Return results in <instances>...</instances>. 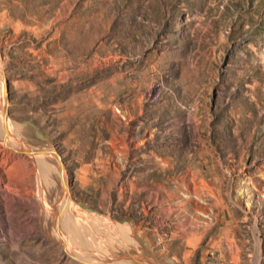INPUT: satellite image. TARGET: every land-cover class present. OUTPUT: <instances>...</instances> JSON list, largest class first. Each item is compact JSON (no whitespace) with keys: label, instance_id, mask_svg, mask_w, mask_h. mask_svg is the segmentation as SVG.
Wrapping results in <instances>:
<instances>
[{"label":"rangeland","instance_id":"obj_1","mask_svg":"<svg viewBox=\"0 0 264 264\" xmlns=\"http://www.w3.org/2000/svg\"><path fill=\"white\" fill-rule=\"evenodd\" d=\"M0 70V264H264V0H0Z\"/></svg>","mask_w":264,"mask_h":264},{"label":"bare ground","instance_id":"obj_2","mask_svg":"<svg viewBox=\"0 0 264 264\" xmlns=\"http://www.w3.org/2000/svg\"><path fill=\"white\" fill-rule=\"evenodd\" d=\"M3 83H4V76L2 75V72H1V70H0V85H1V88H2V90H1V96H2V100H3V110H2V115H1V119H2V121H0V135H2V134H4L5 133V135L7 136V140H9V136H8V132H7V126L9 125L8 124V121L9 120H7V118H6V114L4 113V109H5V101H6V99H5V94H4V92H3ZM10 123V122H9ZM10 125H12V124H10ZM11 129V128H10ZM9 129V130H10ZM10 135V134H9ZM14 139V138H13ZM16 141V140H15ZM16 143V142H15ZM28 151V150H27ZM42 151H45V152H47L48 150H42ZM28 152H31V151H28ZM54 160H56V159H54ZM54 162V161H53ZM56 162V161H55ZM57 163H58V161H57ZM60 164V163H59ZM57 166V165H56ZM60 166V165H59ZM56 169H59L58 168V166H57V168ZM62 170V169H61ZM58 172V171H57ZM62 172H63V170H62ZM60 175L62 176V173H60ZM60 176V177H61ZM63 178V177H62ZM64 179V178H63ZM62 179V180H63ZM63 183V182H62ZM61 183V184H62ZM65 184L63 183V186H64ZM62 191V190H61ZM65 191V190H64ZM62 192V196H61V194H60V196H61V199L59 200L60 202L58 203V208L56 207V206H54V209H55V211H56V216H58L57 217V219L59 218V217H62L70 208H71V206H70V204H71V202H70V200L68 199V197H66V195H65V192ZM58 199H59V197H58ZM52 211V210H51ZM69 213H71L72 215H75V211L74 210H70V212ZM51 215H53V213L51 212L50 213V216L48 217L49 218V220H48V218H47V225L50 227V229H51V231L53 232L54 231V227H53V222H52V220L54 219V217L52 218L51 217ZM74 217V216H73ZM52 218V219H51ZM50 219H51V221H50ZM63 244V243H62ZM66 245V244H65ZM64 245V246H65ZM66 248V247H65ZM90 262V261H89Z\"/></svg>","mask_w":264,"mask_h":264},{"label":"water","instance_id":"obj_3","mask_svg":"<svg viewBox=\"0 0 264 264\" xmlns=\"http://www.w3.org/2000/svg\"><path fill=\"white\" fill-rule=\"evenodd\" d=\"M6 93H7V86L5 85L4 94L6 95Z\"/></svg>","mask_w":264,"mask_h":264}]
</instances>
